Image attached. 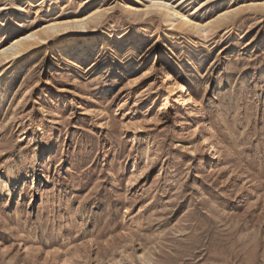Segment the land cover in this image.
I'll use <instances>...</instances> for the list:
<instances>
[{"label":"rangeland","instance_id":"obj_1","mask_svg":"<svg viewBox=\"0 0 264 264\" xmlns=\"http://www.w3.org/2000/svg\"><path fill=\"white\" fill-rule=\"evenodd\" d=\"M0 264H264V0H0Z\"/></svg>","mask_w":264,"mask_h":264},{"label":"bare ground","instance_id":"obj_2","mask_svg":"<svg viewBox=\"0 0 264 264\" xmlns=\"http://www.w3.org/2000/svg\"><path fill=\"white\" fill-rule=\"evenodd\" d=\"M159 4V3H158ZM160 6H163V7H165L168 11H173L174 13H177V14H180V12H178L176 9H174L173 7H171V6H168L167 4H165V3H162V4H160ZM166 10V11H167ZM172 13V12H171ZM173 13V14H174ZM176 14V15H177ZM183 17L185 18V19H183ZM187 20L188 19H186V17L182 14V20L180 21V22H182V26L183 25H185L186 23H187ZM85 25V23L84 22H82L81 24H80V26H84ZM79 26V27H80ZM77 28H78V26H77ZM76 28V29H77ZM194 28V27H193ZM41 34V33H40ZM40 34L39 33H34V34H27V35H25V36H22L21 38H19L18 40H16L15 42H14V44H12L10 47H7V49L6 50H10V49H12V48H14V47H17V49L15 50V51H12V53H11V55H15V54H22V53H24L25 51H27L28 49H30L31 47H33V46H36L37 45V43H38V41H34V40H32V38H34V37H36V36H38V38L39 39H41V38H43V37H41L40 36ZM14 50V49H13ZM3 52H5V50L3 51ZM177 83H175V85H176ZM176 87H177V85H176ZM173 91L175 90V88L174 87H172L171 88ZM176 91V90H175ZM174 93V92H173Z\"/></svg>","mask_w":264,"mask_h":264}]
</instances>
